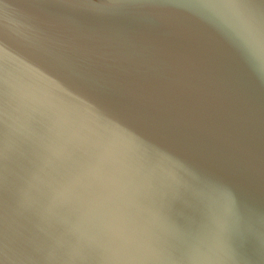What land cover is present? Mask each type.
Masks as SVG:
<instances>
[{
	"label": "water",
	"instance_id": "obj_1",
	"mask_svg": "<svg viewBox=\"0 0 264 264\" xmlns=\"http://www.w3.org/2000/svg\"><path fill=\"white\" fill-rule=\"evenodd\" d=\"M0 0V264H264V0Z\"/></svg>",
	"mask_w": 264,
	"mask_h": 264
},
{
	"label": "snow or ice",
	"instance_id": "obj_2",
	"mask_svg": "<svg viewBox=\"0 0 264 264\" xmlns=\"http://www.w3.org/2000/svg\"><path fill=\"white\" fill-rule=\"evenodd\" d=\"M247 3V0H226L223 5L226 11H221L219 7L214 5L213 12L219 17L224 24L233 29L236 34L250 47L255 45V37L252 31L247 28L243 21L242 6ZM260 43L261 48L264 50V16L260 20ZM3 54L0 53V56Z\"/></svg>",
	"mask_w": 264,
	"mask_h": 264
}]
</instances>
